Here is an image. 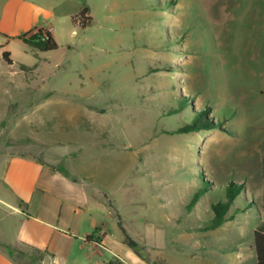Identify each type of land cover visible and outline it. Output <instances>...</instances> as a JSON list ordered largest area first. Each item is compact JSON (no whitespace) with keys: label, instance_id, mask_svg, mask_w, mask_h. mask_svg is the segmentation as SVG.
Returning a JSON list of instances; mask_svg holds the SVG:
<instances>
[{"label":"rangeland","instance_id":"obj_1","mask_svg":"<svg viewBox=\"0 0 264 264\" xmlns=\"http://www.w3.org/2000/svg\"><path fill=\"white\" fill-rule=\"evenodd\" d=\"M36 1L52 13L44 25L58 46L6 50L14 61L2 68L19 74L2 78L0 95L22 102L27 119L13 109L14 126L3 111L0 144L12 136L13 151L54 171L51 190L30 209L43 207L59 227L25 222L33 246L18 244L19 216L0 192L11 204L0 202V244L21 264H52V254L56 264H255L253 231L264 223V0ZM85 7L90 22L81 19ZM201 110L219 128L176 131ZM91 180L100 196L87 209L77 195ZM230 183L244 185L236 217L203 229ZM86 225L96 238L105 232L104 244L85 243L78 230Z\"/></svg>","mask_w":264,"mask_h":264},{"label":"crops","instance_id":"obj_2","mask_svg":"<svg viewBox=\"0 0 264 264\" xmlns=\"http://www.w3.org/2000/svg\"><path fill=\"white\" fill-rule=\"evenodd\" d=\"M51 14V11L47 10L42 3L36 0H0V90H3L2 78L6 77L15 79V77L19 74V71L2 68L3 63H6L2 56L3 52L9 49V45L11 43L16 42L22 46L34 48L24 42L20 37L28 35L30 32L36 31L41 27L46 28L44 21L49 18ZM9 53L11 54L12 52L9 51ZM10 58L12 59V63L8 64L12 65L14 59L12 57ZM7 83H13V81H9ZM22 107H24V105H22V102L20 104V101L17 98L14 99V101L8 102V100H4L2 95H0V142L2 141L4 116L6 115L7 118L9 117L8 119H10V123L16 126L20 123V119L16 118V114L14 115L12 111L13 109L19 110ZM20 110V115L22 116L21 119H27L22 111L23 109ZM3 111L6 112L5 115L3 114ZM7 111H9V113ZM14 142H17V139L10 136L4 147L0 144V185L3 188L0 192L4 196L11 197V200L14 202L12 204L14 209L13 212L17 213L19 216L18 221H20V226L18 227V234L15 236V239L18 241V244L22 243L23 245L25 244L31 247L33 244L28 242L34 241V238L26 234L25 222H36L46 229H57V227H59V220H49L45 218L44 213V215H41L43 207L41 209L38 208L35 211L30 209L31 204L34 201V197L38 193L43 195L42 198H44V194L51 190L49 180L56 177V175H54V171L41 158L39 159L35 156L27 155L23 151H13L12 148ZM64 178L65 181L69 180L68 177ZM79 182L85 183V181L83 182L81 180H79ZM91 183L90 185H81L80 189H78L77 195L81 206L83 208L86 207L87 209L94 203L93 199L100 196L98 189L95 188V185L93 184V181ZM95 190L97 191V194H95ZM0 202L5 203V205L8 206L11 205L2 198H0ZM20 206L24 209L20 208ZM226 222L228 223L230 220ZM60 229L65 230L66 228ZM92 230L93 226L86 225L84 228L82 227L78 230V235L84 239L86 243V237ZM59 232H61L60 234H62L66 239H70L68 236H72L71 233L61 230ZM95 236L97 237V235ZM97 239V241H89L91 246L104 244L105 232L103 236L100 234V237ZM251 249L252 252L254 251L255 253L253 240ZM51 261L52 264L58 263L59 257L57 254H52ZM0 264L21 263L16 260L13 255H10L4 246L0 244Z\"/></svg>","mask_w":264,"mask_h":264},{"label":"trees","instance_id":"obj_3","mask_svg":"<svg viewBox=\"0 0 264 264\" xmlns=\"http://www.w3.org/2000/svg\"><path fill=\"white\" fill-rule=\"evenodd\" d=\"M87 7H85L81 12V19L83 22L88 20L90 22L91 16H87ZM80 17V16H79ZM79 17H77L79 19ZM76 18V17H75ZM74 18V20H75ZM76 21V20H75ZM78 21V20H77ZM86 22V21H85ZM24 42L33 46L38 50H51L57 48V43L52 36L51 31L48 28L41 27L36 31L30 32L28 35L20 37ZM4 60L11 64L12 59L8 51H4L2 54ZM219 128V124L213 122V120L208 117V111L201 110L196 112L191 121L184 122L176 131L177 132H191V131H200L202 129H214ZM244 190V185L230 183L225 188V199L213 201L211 203V209L213 211V216H211L203 229H215L221 226L228 220H232L236 217L237 210L239 208L233 207L235 199L242 195ZM199 192H196L195 197L191 201V205H194L197 199L199 198ZM230 211H235L234 215ZM124 234L125 240L131 246H136L137 243L132 239L126 230L122 227L121 222H119ZM87 241H97L98 239L95 236V232H92L86 237ZM253 246L256 254V263L255 264H264V223L261 221L253 231ZM106 264H127L125 261L118 257H113L109 259Z\"/></svg>","mask_w":264,"mask_h":264}]
</instances>
